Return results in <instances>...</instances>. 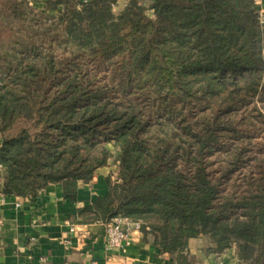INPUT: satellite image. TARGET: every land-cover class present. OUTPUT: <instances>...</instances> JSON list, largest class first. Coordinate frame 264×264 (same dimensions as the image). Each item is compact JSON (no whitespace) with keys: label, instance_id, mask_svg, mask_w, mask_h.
I'll return each instance as SVG.
<instances>
[{"label":"trees","instance_id":"obj_1","mask_svg":"<svg viewBox=\"0 0 264 264\" xmlns=\"http://www.w3.org/2000/svg\"><path fill=\"white\" fill-rule=\"evenodd\" d=\"M118 1L47 0L36 12L0 0V21L31 16L28 29L60 32L65 52L31 36L6 48L0 26L2 194L36 199L61 184L76 201L116 156L117 180L80 223L138 221L177 264H192L189 243L203 237L207 255L236 247L241 264H264V151L251 150L248 126L264 125L256 1L126 0L115 12Z\"/></svg>","mask_w":264,"mask_h":264},{"label":"crops","instance_id":"obj_2","mask_svg":"<svg viewBox=\"0 0 264 264\" xmlns=\"http://www.w3.org/2000/svg\"><path fill=\"white\" fill-rule=\"evenodd\" d=\"M45 1L41 2L45 10ZM264 4V0H260ZM126 0H119L122 10ZM118 175L116 163L99 169L89 181L79 183L77 200H65L61 184L50 185L36 199L2 194L0 178V264H177L173 256L155 245V235L143 232L140 222L130 220L125 246L106 248V224L80 223L79 210L108 194L107 178ZM76 233H69L71 226ZM62 238L70 244L62 243ZM208 237L192 239L187 255L192 264H241L236 247L221 254H205ZM45 258V261L41 259Z\"/></svg>","mask_w":264,"mask_h":264},{"label":"rangeland","instance_id":"obj_3","mask_svg":"<svg viewBox=\"0 0 264 264\" xmlns=\"http://www.w3.org/2000/svg\"><path fill=\"white\" fill-rule=\"evenodd\" d=\"M29 1L31 2V5H32L31 7L34 8V11L36 12L43 11V10H40L41 8H43V5L41 2H38L37 5H35L33 2L34 0H29ZM146 5H149V4L147 3ZM120 9L121 8L116 5L114 8V11L119 12ZM51 14H54V12H52ZM32 19L33 18L31 16L28 18L26 17L25 20L20 16H15L13 20L4 19L0 21V26L2 29V39H3L2 41L5 44V47L6 48L8 47V44L10 43L9 40H11V42L16 41L17 43H19L21 41L30 40L29 38L31 36L33 42H36L38 44L43 42L46 46L51 45L57 56H60V57L63 56L65 52L63 48L61 49L58 46V37H60L59 36L60 32H58V34L57 32L56 34L55 32H53V34H49V35L42 34L40 36L39 33H34L30 29H28L29 23H34ZM27 30L28 32H30L29 35L27 34ZM40 33H42V31H40ZM98 75H99L98 77L100 78L102 76V73ZM257 106L261 108L262 105L260 102H258ZM248 123H250V125H248L250 131L254 133L253 137L251 138L250 148L253 152L261 153V149L264 151V125L255 119L251 120ZM21 127H22L21 124L17 125L13 131L7 134V136L14 135ZM115 161H116V156H113L111 158V163L113 166L115 164ZM113 178L114 180L112 181L115 182L118 178V175L113 176Z\"/></svg>","mask_w":264,"mask_h":264},{"label":"built area","instance_id":"obj_4","mask_svg":"<svg viewBox=\"0 0 264 264\" xmlns=\"http://www.w3.org/2000/svg\"><path fill=\"white\" fill-rule=\"evenodd\" d=\"M149 0H140V2L145 5L147 4ZM256 5L258 8V15H259V21L262 26H264V4L260 0H255ZM86 2V0H84ZM116 4L114 5L115 8ZM150 17H154L153 12L149 13ZM130 219L128 218H121L117 217L111 220L109 223L106 224V235H107V241H106V248L109 251H116L120 250L125 246V242L127 240V232L126 228L129 224ZM77 232V226L73 225L69 229V233H76ZM62 243L70 244L69 239L62 238ZM42 261H45V258L41 259Z\"/></svg>","mask_w":264,"mask_h":264}]
</instances>
